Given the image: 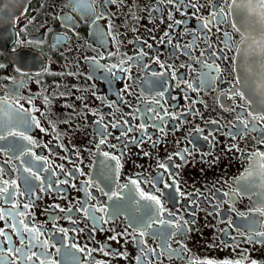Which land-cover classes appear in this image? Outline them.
Instances as JSON below:
<instances>
[{"label": "flooded vegetation", "instance_id": "af4514ba", "mask_svg": "<svg viewBox=\"0 0 264 264\" xmlns=\"http://www.w3.org/2000/svg\"><path fill=\"white\" fill-rule=\"evenodd\" d=\"M232 3L0 0V264H264Z\"/></svg>", "mask_w": 264, "mask_h": 264}, {"label": "water", "instance_id": "95a60500", "mask_svg": "<svg viewBox=\"0 0 264 264\" xmlns=\"http://www.w3.org/2000/svg\"><path fill=\"white\" fill-rule=\"evenodd\" d=\"M231 11L234 25L243 36L235 62L239 82L252 105L264 110V10L259 0H252L251 5L247 0H235Z\"/></svg>", "mask_w": 264, "mask_h": 264}, {"label": "snow or ice", "instance_id": "6c2138e0", "mask_svg": "<svg viewBox=\"0 0 264 264\" xmlns=\"http://www.w3.org/2000/svg\"><path fill=\"white\" fill-rule=\"evenodd\" d=\"M248 4L251 5L252 0H247ZM233 3H235V0H233ZM259 7L264 10V0H259ZM261 18L264 19V11L261 12ZM3 137H0V139H2ZM133 184H136V181H132ZM0 191H7V189H0ZM141 197L147 200H152V201H156V203L158 204L159 201L156 200V197L154 196H145V194L143 192H141ZM23 223V222H21ZM3 233H0V235H2ZM143 234V233H141ZM259 235L264 236V233H259ZM81 251H83L82 249H80ZM9 251L11 252V249H9ZM17 252L20 251V249H16ZM41 264H43V261H41ZM208 264H211V262H208ZM253 264H255V262H253Z\"/></svg>", "mask_w": 264, "mask_h": 264}]
</instances>
